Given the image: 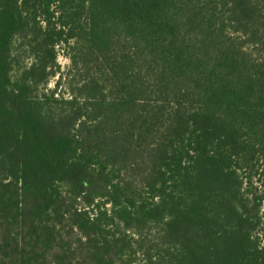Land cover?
Here are the masks:
<instances>
[{
  "label": "trees",
  "instance_id": "trees-1",
  "mask_svg": "<svg viewBox=\"0 0 264 264\" xmlns=\"http://www.w3.org/2000/svg\"><path fill=\"white\" fill-rule=\"evenodd\" d=\"M0 264H264V0H0Z\"/></svg>",
  "mask_w": 264,
  "mask_h": 264
},
{
  "label": "rangeland",
  "instance_id": "rangeland-1",
  "mask_svg": "<svg viewBox=\"0 0 264 264\" xmlns=\"http://www.w3.org/2000/svg\"><path fill=\"white\" fill-rule=\"evenodd\" d=\"M56 58L54 70L56 73L50 76L45 86H39L35 89L33 95L38 94L39 97L46 95L50 97L54 93L55 98H68L70 96V86L72 82L81 80L82 73L76 68L72 67L70 55H72L70 46L59 45L55 47ZM14 54L16 60L14 61L13 69L11 72L12 79H17L21 76L24 70L28 69L36 62L35 52L32 51L27 45L19 46L15 44ZM259 185L258 182H255Z\"/></svg>",
  "mask_w": 264,
  "mask_h": 264
}]
</instances>
